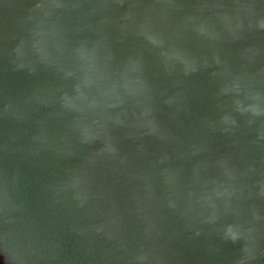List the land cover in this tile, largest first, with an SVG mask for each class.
<instances>
[{"label":"water","instance_id":"obj_1","mask_svg":"<svg viewBox=\"0 0 264 264\" xmlns=\"http://www.w3.org/2000/svg\"><path fill=\"white\" fill-rule=\"evenodd\" d=\"M0 264H264V0H0Z\"/></svg>","mask_w":264,"mask_h":264}]
</instances>
